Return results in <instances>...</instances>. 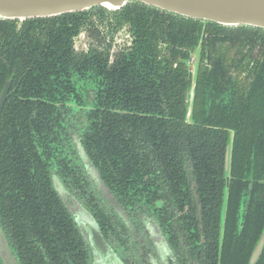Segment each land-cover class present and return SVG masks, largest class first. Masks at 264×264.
I'll return each mask as SVG.
<instances>
[{
	"label": "trees",
	"instance_id": "1",
	"mask_svg": "<svg viewBox=\"0 0 264 264\" xmlns=\"http://www.w3.org/2000/svg\"><path fill=\"white\" fill-rule=\"evenodd\" d=\"M100 22L111 33L128 25L134 37L113 61L100 48ZM81 31L97 44L77 52ZM200 41L193 88L186 60ZM8 79L0 225L20 264H90L50 176L56 165L81 187L69 159L74 117L84 119L82 144L105 183L127 210L159 222L180 264H249L264 233V28L140 1L0 19V92ZM86 199L107 237L110 215L91 192Z\"/></svg>",
	"mask_w": 264,
	"mask_h": 264
},
{
	"label": "flooded vegetation",
	"instance_id": "2",
	"mask_svg": "<svg viewBox=\"0 0 264 264\" xmlns=\"http://www.w3.org/2000/svg\"><path fill=\"white\" fill-rule=\"evenodd\" d=\"M109 9H111V8H109ZM226 26H230V25H226ZM234 26H238V25H234ZM100 28H104V29H100ZM98 29H99L101 35H103L105 38V43L103 44V46H100V48L106 49V50L108 49L110 61H113L115 53H117L119 51H127L133 45L134 37H133L128 25H124L120 29L115 31L114 33H111L110 28H109V26H107L106 22L105 23L100 22V23H98ZM123 32H126V35H128L127 36L128 37L127 43L123 44V46H121L117 51H112V43L116 40L118 33H121V35L124 36L125 33H123ZM83 33L86 34L87 38L92 37L91 35H88L86 33V31H81L74 38V48L77 52L87 51L89 45L94 43V42L89 43L88 45H86V48H84L82 50H78L77 46H76V40ZM108 33L111 34L109 41H107ZM94 39L96 40V38H94ZM200 43H201V41L199 42V44H197V46L194 49L190 50L189 57L186 60L188 72L193 79V88L195 85V76H196L197 64L199 61ZM258 54L260 55L261 53H258ZM206 64H208V63H206ZM232 73H233V75L237 74V72L235 70H232ZM245 74H246V72L243 73V76ZM7 81H11L10 89L8 91V94H7V98H8V95H9L11 88H12L13 79H8ZM7 81L4 83V86L7 83ZM4 86H3V88H4ZM3 88H2V90H3ZM0 94H1V92H0ZM190 95H191V97H190V100H191L192 99V90L190 92ZM7 98H6V100H7ZM4 105H5V103H4ZM4 105H3V108H4ZM3 108H2V110H3ZM2 110H1V112H2ZM0 116H1V113H0ZM79 120H80L79 130H81L80 144L83 148L84 153L86 154L87 162L83 163L80 155H78V153H77V149H76L75 145H73V143H72V131H71L72 124H73L72 121H71L72 124H70L71 125V128H70L71 139H70V149H69V156L70 157H69V159H71L73 161V164L77 165L78 170H80V172H82V175L80 176V181H79V183L81 184V187H80V185H77V186L73 185L70 182V180L67 181L64 178V176L62 177L61 173H60V171L56 165H54L52 167L50 176H51V182H52L53 188L56 190V192L60 196L63 203L68 208V210H69L71 216L73 217V219L77 225V228L79 229L85 243L89 247V262H90V264H180L178 256H177V254H175L174 250L170 246L168 239H167V236L164 233L159 222H157L155 218L148 216L145 213L137 212V214H136L134 211L127 210L125 207H123V205L119 202V200L116 198L114 193L111 191V189L105 183V181L103 180L102 176L99 173L98 168L96 167L93 160L88 156L87 152L84 149V146H83L82 140H81L82 132H83L84 119L79 118ZM229 142H228V144H229ZM226 151H227V148H226ZM225 159H226V153H225ZM90 166H93L94 169L97 171L102 183L107 188L108 193H110L112 195V197L115 199V201L126 212V214L129 217L128 218L129 221L124 219L122 217V215L116 210L117 208L114 206L115 204L113 206L111 205V203L108 204L106 198L104 196H102L94 188L92 180H91V176L88 173V169L90 168ZM225 167H226V165H225ZM54 176H57V178L60 179L61 182H63L65 184V186L69 189V191L72 194H74L79 199V201L82 203L83 208H84L82 215L74 214L72 212L69 205L63 199L59 190L57 189L56 184H55V180H54ZM195 186H196V183L193 182L192 187H193L194 192L196 194ZM87 191L89 193L91 192L94 195L97 202L100 203V205L104 208L105 212L107 214H109L111 219H112V222H113L115 229H114V231H109V233L107 234V237L103 234L96 217L94 216L91 208L87 204V199H86ZM198 208H199V213H200V207L198 206ZM85 213H87V215ZM83 215H86V216H83ZM87 216H89V219ZM86 217H87V219H86ZM147 220L153 221L159 227L160 231L162 232V234H163V236L167 242L168 247L166 246L163 248V250H164V256L163 257L160 256L156 242L149 235V231L146 227V221ZM86 226L92 227L93 229H95L96 231H98L102 235V238L106 244V251H105L104 255L101 254L100 252H98L97 250H95L94 247L91 245V242L89 241V238H88V235H87V232L85 229ZM1 228H2V226H1ZM3 232H4V230H3ZM4 234H5V232H4ZM5 236H6V234H5ZM6 238H7V236H6ZM7 240H8V238H7ZM8 242H9V240H8ZM203 242H204V239H202L201 243H203ZM256 246H255V248H256ZM255 248H254V250H255ZM254 250H253V252H254ZM263 250H264V247H263ZM263 250H262V253H263ZM253 252L250 256L249 264L251 263V257L253 255ZM262 253L260 254V256L258 257V259L256 260V262L254 264H257ZM162 262H164V263H162ZM2 264H3V262H2Z\"/></svg>",
	"mask_w": 264,
	"mask_h": 264
},
{
	"label": "water",
	"instance_id": "3",
	"mask_svg": "<svg viewBox=\"0 0 264 264\" xmlns=\"http://www.w3.org/2000/svg\"><path fill=\"white\" fill-rule=\"evenodd\" d=\"M129 1H140L168 12L193 19H202L222 25H250L264 28V0H0V19H20L56 16L82 11L93 6L116 9ZM111 6V7H109ZM11 81H7L0 94V113L6 101ZM231 142L226 151L225 165L229 169ZM95 250L105 254L102 235L90 226L85 227ZM264 247V233L253 252L254 264ZM0 258L3 264H20L0 226Z\"/></svg>",
	"mask_w": 264,
	"mask_h": 264
},
{
	"label": "rangeland",
	"instance_id": "4",
	"mask_svg": "<svg viewBox=\"0 0 264 264\" xmlns=\"http://www.w3.org/2000/svg\"><path fill=\"white\" fill-rule=\"evenodd\" d=\"M100 29H104V28H100ZM121 35V33H118L116 40L112 43V51H117L121 46H123V44L127 43V39H128V35ZM111 34L108 33L107 36V41L110 40ZM96 43L97 41L92 38V37H88L86 36L85 33H83L81 36H79L76 40V46L78 50H82L84 48H86V45H88L89 43ZM80 120L77 117H74L72 120V143L73 145H75L76 149H77V153L78 155H80L83 163L87 162V157L86 154L83 151V148L80 144V133L81 130H79V124ZM88 173L91 176V180L93 183L94 188L102 195L106 198L108 204L111 203V205L117 208L116 210L122 215V217L124 219L128 220V215L126 214V212L121 208V206L115 201V199L112 197V195L110 193H108L107 188L104 186V184L102 183L97 171L94 169L93 166H90V168L88 169ZM54 180H55V184L57 189L59 190L61 196L63 197V199L66 201V203L69 205L70 209L72 210V212L74 214H79L82 215L83 214V205L82 203L79 201V199L72 194L69 189L65 186V184L63 182H61L60 179L57 178V176H54ZM118 204V205H117ZM87 215V213H85ZM83 215V216H86ZM89 219V216H87ZM86 217V219H87ZM146 227L149 231V235L153 238V240L156 242L157 246H158V250L160 253V256L163 257L164 256V250L163 248L167 246V242L162 234V232L160 231L159 227L151 220H147L146 221ZM168 247V246H167ZM164 263V262H162Z\"/></svg>",
	"mask_w": 264,
	"mask_h": 264
},
{
	"label": "bare ground",
	"instance_id": "5",
	"mask_svg": "<svg viewBox=\"0 0 264 264\" xmlns=\"http://www.w3.org/2000/svg\"><path fill=\"white\" fill-rule=\"evenodd\" d=\"M109 7H111V6H109Z\"/></svg>",
	"mask_w": 264,
	"mask_h": 264
}]
</instances>
